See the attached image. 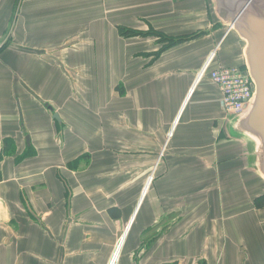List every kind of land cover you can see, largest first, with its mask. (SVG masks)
<instances>
[{
	"label": "crops",
	"instance_id": "0c3cea01",
	"mask_svg": "<svg viewBox=\"0 0 264 264\" xmlns=\"http://www.w3.org/2000/svg\"><path fill=\"white\" fill-rule=\"evenodd\" d=\"M237 2L0 0V264H264Z\"/></svg>",
	"mask_w": 264,
	"mask_h": 264
},
{
	"label": "water",
	"instance_id": "95a60500",
	"mask_svg": "<svg viewBox=\"0 0 264 264\" xmlns=\"http://www.w3.org/2000/svg\"><path fill=\"white\" fill-rule=\"evenodd\" d=\"M227 9L229 27L247 42L246 68L255 83L250 103L237 117L243 118V127L258 138L256 167L264 176V0H238Z\"/></svg>",
	"mask_w": 264,
	"mask_h": 264
},
{
	"label": "built area",
	"instance_id": "2783aa9c",
	"mask_svg": "<svg viewBox=\"0 0 264 264\" xmlns=\"http://www.w3.org/2000/svg\"><path fill=\"white\" fill-rule=\"evenodd\" d=\"M215 52L205 63L199 78L209 76L221 92V106L229 114L244 112L254 94L251 76L239 66H219L212 68Z\"/></svg>",
	"mask_w": 264,
	"mask_h": 264
},
{
	"label": "trees",
	"instance_id": "16d2710c",
	"mask_svg": "<svg viewBox=\"0 0 264 264\" xmlns=\"http://www.w3.org/2000/svg\"><path fill=\"white\" fill-rule=\"evenodd\" d=\"M119 31H120V33L122 34V35H124V36H129L130 34H132V33H138V34H140L141 32H136V31H134V30H130V29H126V28H124V27H119ZM158 31H155V32H153L154 34H158L157 33ZM151 34H152V32H150ZM160 36H162V35H160ZM163 37V36H162ZM164 38V37H163ZM165 39V38H164ZM167 40H169V42H168V44H167V46L169 47L170 45H173V44H175L174 43V41H178V40H174V39H171V38H168L167 37ZM184 39H182V40H180V41H183ZM256 204L258 205V206H260V207H263L264 206V195L262 196V197H260L259 199H257L256 200Z\"/></svg>",
	"mask_w": 264,
	"mask_h": 264
},
{
	"label": "rangeland",
	"instance_id": "374dc122",
	"mask_svg": "<svg viewBox=\"0 0 264 264\" xmlns=\"http://www.w3.org/2000/svg\"><path fill=\"white\" fill-rule=\"evenodd\" d=\"M149 32H150V31H149ZM244 43H245V42H244ZM246 44H247V43H246ZM214 52H215V56H216V51L214 50ZM211 67H212V65H211ZM116 251H119V250H116ZM118 253L120 254V252H116V254H118ZM116 254H115V255H116ZM117 260H118V258H116L115 261H117Z\"/></svg>",
	"mask_w": 264,
	"mask_h": 264
}]
</instances>
